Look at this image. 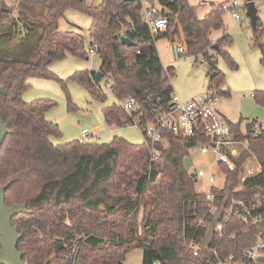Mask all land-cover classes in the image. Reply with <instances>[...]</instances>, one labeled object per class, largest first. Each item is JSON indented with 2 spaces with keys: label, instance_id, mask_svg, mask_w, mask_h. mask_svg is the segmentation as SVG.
Masks as SVG:
<instances>
[{
  "label": "trees",
  "instance_id": "1",
  "mask_svg": "<svg viewBox=\"0 0 264 264\" xmlns=\"http://www.w3.org/2000/svg\"><path fill=\"white\" fill-rule=\"evenodd\" d=\"M145 1L150 0H100L94 7L88 0H16L9 7L6 0H0V88L7 93L0 92V115L8 128L0 149V185H9L7 207L27 206L28 213L12 221L21 236L18 250L24 253L26 264H124L126 256L136 249L143 251V264L207 263L205 257L209 255L193 257L188 247L190 240L205 238L206 228L199 229L197 221L208 218L204 196L184 166L189 143L164 133L167 143L155 145L161 151L156 162H151L153 144L149 141L136 146L115 137L108 145L74 141L55 146L51 138L61 137L62 132L46 116L55 103L24 100L30 77L54 79L65 87L50 66L68 55L89 57L81 34L59 30V21L69 9L92 18L89 31L91 39L100 44V71L115 98L102 110L110 126L133 125L140 115L149 118L156 106L170 107L175 68L161 61L156 42L172 34L179 36V27L187 56H204L215 50L237 68L226 50L232 37L225 34L216 42L210 37L224 27L220 5L212 4L201 20L188 0H154L160 7L156 16L167 18L169 28L152 39L143 19ZM130 25L134 31L128 37L133 46L122 44L119 37ZM252 46L260 51L264 67V22L259 18ZM207 75L208 89L228 98L230 94L220 89L225 74L218 69L214 56ZM72 79L87 88L93 98L107 101L100 83L95 84V72L76 73ZM154 96L157 99L152 101ZM129 97L136 101L131 112L121 107ZM253 98L264 106V91L255 92ZM250 123L249 133L239 124L233 125L236 138L246 142L247 150L234 171L228 173L224 168L227 191L264 201V130L257 131L255 121ZM251 158L260 164L261 172L248 177L243 188L234 192ZM253 236L252 232L241 234L225 242V247L242 251Z\"/></svg>",
  "mask_w": 264,
  "mask_h": 264
},
{
  "label": "rangeland",
  "instance_id": "2",
  "mask_svg": "<svg viewBox=\"0 0 264 264\" xmlns=\"http://www.w3.org/2000/svg\"><path fill=\"white\" fill-rule=\"evenodd\" d=\"M197 8V16L204 19L211 11L212 4L229 5L237 1L241 20L233 17L232 13L225 11L223 15L224 27L215 30L211 34V40L216 42L225 34L232 37V43L226 48L232 60L237 65L233 69L223 56L216 55L215 50H210V55L217 59V67L225 74L224 85L221 91H230L231 97H222L219 107L225 109V114L234 122L243 121L245 125L249 119L244 114L255 111L264 116V106L256 103L250 95L257 91H264V67L260 62V51L252 46L253 28L244 11V0H188ZM16 0H8L12 7ZM145 5H147L145 3ZM156 4V9H159ZM258 18L264 22V3L257 4ZM92 26V18L83 12L69 9L59 21V30L63 32H75L81 34L86 42L87 49L90 39L86 35ZM179 36L163 37L157 40L156 46L162 62L166 66L175 68L176 76L173 80L175 93L183 101L195 95L208 93L209 77L207 75L209 63L203 55L199 57L179 55L177 48L185 46L182 41L183 33L179 27ZM101 57L99 54H89L88 59L76 58L68 55L65 59L56 61L50 66L51 73L65 82V87L54 79L30 77L27 82L29 89L24 95L26 102H34L39 99L51 100L55 105L46 113L47 119L59 125L61 137H52L51 142L55 146L65 145L74 141H88L98 145H108L115 137L123 138L136 146L145 142L142 131L134 125H126L121 128L110 126L102 112L103 108L115 102L110 86L106 80L100 81V87L107 101H99L91 95L90 91L72 79L73 75L81 72H99ZM254 111V113H255ZM252 112V113H251ZM252 121L253 119L250 118ZM83 130H88L91 136L87 139L83 136ZM263 130V129H262ZM257 131H261L258 129ZM166 145V143H165ZM244 146H237L236 153L244 150ZM194 167L199 170L211 172L219 177L218 183L223 181L216 167L211 166V156L192 152L190 156ZM256 161L247 160L245 164L246 176L254 168ZM211 184L207 181H197L196 189L199 192H208ZM143 251L136 249L126 256L124 264H143Z\"/></svg>",
  "mask_w": 264,
  "mask_h": 264
},
{
  "label": "built area",
  "instance_id": "3",
  "mask_svg": "<svg viewBox=\"0 0 264 264\" xmlns=\"http://www.w3.org/2000/svg\"><path fill=\"white\" fill-rule=\"evenodd\" d=\"M88 2L91 6L96 7L100 0H88ZM239 8L240 5L237 1L221 6L222 11H229L234 18L241 20L240 13L237 11ZM143 19L150 27L152 39H156L169 28L168 19L156 16V11L147 1L144 2ZM133 31L132 25L125 27L119 33V37H128ZM86 35L91 42L88 53L98 54L99 42L91 39L90 31ZM182 43L185 45V40ZM176 51L179 55H186L187 47L180 46ZM250 96L253 98L254 94ZM220 99L221 97L214 89L188 101L181 100L175 92H172L169 108L164 109L156 106L151 111L149 118L140 115L134 119L133 125L142 131L145 141L153 144L150 149L151 162L158 161L161 156V151L155 145L161 141L164 144L167 143L163 136L164 133H173L189 143L188 156L185 159L190 158L192 152L209 155L211 156V166L216 167L219 175L223 178L219 184L217 175L195 168L193 161L190 168L186 169L190 178L195 182L207 181L211 184L208 192H200L204 196L208 218H199L198 228H206L207 236L210 224L221 215L214 228L213 239L209 246L203 245L205 238L202 241L195 239L189 241L188 247L191 255L193 257L209 255L205 257L206 264H264V201L260 198L229 195L227 191V172L236 169L237 160L247 150V144L236 138L233 124L219 111ZM121 105L125 111L131 112L136 108V101L133 97H129ZM258 128L256 123L254 129ZM83 136L87 139L91 133L88 130H83ZM202 139H207V141ZM238 145L244 146L245 149L236 153ZM251 159L256 161V167L250 170L247 176L245 170L234 192L243 188L248 177L261 172V166L257 160ZM224 168L227 169V172ZM251 232L254 236L242 251H232L225 247V242L235 240L241 234L249 235ZM152 264L163 263L155 261Z\"/></svg>",
  "mask_w": 264,
  "mask_h": 264
},
{
  "label": "water",
  "instance_id": "4",
  "mask_svg": "<svg viewBox=\"0 0 264 264\" xmlns=\"http://www.w3.org/2000/svg\"><path fill=\"white\" fill-rule=\"evenodd\" d=\"M149 4L151 6L155 5L154 0H150ZM247 7V17L251 22L252 28L256 29L257 19H258V8L255 2L246 3ZM121 42L127 46H133L134 42L129 37H121ZM216 49V45L214 46ZM204 58L208 63H211L210 51L205 52ZM103 79V73L101 71L96 73L95 84L98 85ZM0 92L6 95V91L3 88H0ZM157 99L156 96L152 97V101ZM246 131L249 133L251 131V123L246 125ZM8 135V128L3 122V119L0 115V149L3 145V142ZM192 165V160L186 158L184 160L185 169H189ZM9 188L7 186L0 185V264H26L24 262V253L18 250V244L21 240V236L18 232V228L13 225V219L22 214L28 213L26 205H15L11 208L6 205V190ZM221 215L215 219L209 226L207 236L203 240V245L209 246L212 242L214 235V228L219 222ZM63 247V245H62Z\"/></svg>",
  "mask_w": 264,
  "mask_h": 264
},
{
  "label": "crops",
  "instance_id": "5",
  "mask_svg": "<svg viewBox=\"0 0 264 264\" xmlns=\"http://www.w3.org/2000/svg\"><path fill=\"white\" fill-rule=\"evenodd\" d=\"M148 3H149V1H148ZM156 4H157V2H155V7H156ZM155 11L157 10V9H154ZM166 32V31H165ZM164 33V32H163ZM183 33V32H182ZM183 37H184V34H183ZM184 38H183V41L182 42H184ZM158 53H159V51H158ZM159 56H160V54H159ZM160 59H161V56H160ZM162 61V60H161ZM224 85V84H223ZM175 92V91H174ZM222 92H225V93H229L230 94V96L228 97V98H230L231 97V92L230 91H222ZM252 94H254V93H252ZM197 96H199V95H195V96H193V97H191V98H189V99H186V101H188V100H191V99H194L195 97H197ZM222 98V97H221ZM218 108H219V111L222 113V115L224 116V117H226L233 125H237V124H239V128L241 129V130H246V125L248 124V123H250V122H253V121H255V124L257 123L258 124V126H259V128L258 129H263L264 130V116H263V114H260V113H258L257 111H255V109H254V107H253V113L252 114H249V112L248 113H245L244 115V118L245 119H249V121L244 125L243 124V121L241 120V121H239V122H234L231 118H229L224 112H225V109L223 110V109H221L220 107H219V105H218ZM254 111H255V113H254ZM250 118L251 119H253L252 121L250 120ZM257 129V130H258ZM254 167H256V165L254 166Z\"/></svg>",
  "mask_w": 264,
  "mask_h": 264
}]
</instances>
